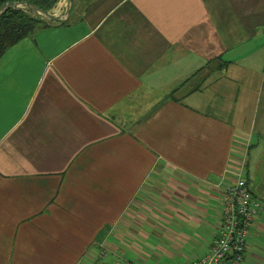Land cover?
Wrapping results in <instances>:
<instances>
[{"label": "crops", "instance_id": "crops-1", "mask_svg": "<svg viewBox=\"0 0 264 264\" xmlns=\"http://www.w3.org/2000/svg\"><path fill=\"white\" fill-rule=\"evenodd\" d=\"M70 3L0 59V264H99L125 241L189 264L244 158L264 201V0ZM261 206L244 264H264Z\"/></svg>", "mask_w": 264, "mask_h": 264}, {"label": "built area", "instance_id": "built-area-1", "mask_svg": "<svg viewBox=\"0 0 264 264\" xmlns=\"http://www.w3.org/2000/svg\"><path fill=\"white\" fill-rule=\"evenodd\" d=\"M69 4V0H59ZM26 8V7H22ZM43 15L41 13H38ZM246 158L233 177L223 196V215L219 234L203 256L189 264H244L250 230L258 217L262 206L249 189L244 175ZM103 260L106 253H101ZM114 264H125L116 261Z\"/></svg>", "mask_w": 264, "mask_h": 264}, {"label": "trees", "instance_id": "trees-1", "mask_svg": "<svg viewBox=\"0 0 264 264\" xmlns=\"http://www.w3.org/2000/svg\"><path fill=\"white\" fill-rule=\"evenodd\" d=\"M9 1L22 5L28 4L31 8H35L44 13L52 11L59 2V0H0V13L3 11L4 5ZM48 22L45 21L37 11L28 8H9L5 13H2L0 15V59L8 49L32 36L38 28L45 26ZM229 65L230 64L224 62L222 58L209 61L204 68L195 72L172 90L169 98L172 97L173 99H177L175 95L184 88L192 78L198 77V75L205 70L211 72L223 70L228 68Z\"/></svg>", "mask_w": 264, "mask_h": 264}, {"label": "rangeland", "instance_id": "rangeland-1", "mask_svg": "<svg viewBox=\"0 0 264 264\" xmlns=\"http://www.w3.org/2000/svg\"><path fill=\"white\" fill-rule=\"evenodd\" d=\"M40 16L50 20L45 15H40ZM255 169H256L257 179L261 180L262 174H264V148H262L259 151L258 163L256 164ZM255 193L257 195H259V192L257 190L255 191ZM261 205L264 206V201H261ZM111 231L113 233L117 234L118 229L114 228ZM143 231L146 232L148 236L150 235L149 231H146V230H143ZM151 232L153 233L152 236H154L156 239L159 238V240L162 243H164L165 237H166L164 230L157 229L155 231L152 230ZM147 242L152 245L149 247V249L146 248L145 246L142 247L141 245H138L136 243H135L136 244L135 245L134 243H132L130 241H127V242L125 241L122 245H120V244L118 245L117 242L116 243L112 242L108 246H109V254H110V252L113 254L107 255V257L104 260L99 261V264H114L116 261H121L125 264H156V262L150 258V257H152L151 252L155 253L156 248H161V245L155 244V243H152L149 241H147ZM131 248H135L136 250H139L141 253H138L137 251L132 250ZM167 257L168 256L164 255L163 258L161 259L160 263L161 264L168 263Z\"/></svg>", "mask_w": 264, "mask_h": 264}, {"label": "water", "instance_id": "water-1", "mask_svg": "<svg viewBox=\"0 0 264 264\" xmlns=\"http://www.w3.org/2000/svg\"><path fill=\"white\" fill-rule=\"evenodd\" d=\"M70 1H71V0H69V6H68L69 8H70V5H71ZM22 7H26V8H28V9H33L34 11H37L38 13L48 15L47 13H44V12L38 11V10L35 9V8H31L28 4H26V5H22V4H19V3H16V2H11V1H9L8 3H6V4L4 5L3 11L0 13V15H1L2 13H5L9 8H15V9H17V8H22ZM69 12H70V11H69Z\"/></svg>", "mask_w": 264, "mask_h": 264}]
</instances>
